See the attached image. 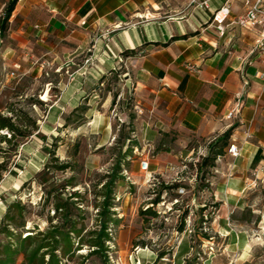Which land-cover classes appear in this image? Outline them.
<instances>
[{"label": "crops", "instance_id": "0c3cea01", "mask_svg": "<svg viewBox=\"0 0 264 264\" xmlns=\"http://www.w3.org/2000/svg\"><path fill=\"white\" fill-rule=\"evenodd\" d=\"M194 1L19 0L8 21L1 61L23 76L41 73L42 63L46 70L72 74L59 83L49 110L48 119L62 130L71 127L64 128L65 121L79 106L88 108L86 120H101L114 107L115 97L103 89L112 75L132 95L134 107L142 109L134 132L145 148L157 150L165 137L181 135L187 137L183 150L192 155L234 128L230 144H237L240 156L226 150L214 183L219 213L224 210L221 216L229 221L264 181V81L258 77L264 73V57L253 53L261 31L235 24L245 13V0H231L223 34L212 17L226 0H209V9L196 4L205 0ZM103 129L100 138L92 133L97 137L89 160L94 162L112 136L111 125ZM191 140L196 145L188 147ZM221 230L230 243L233 233L239 239L231 243L238 253L234 263L252 264L249 254L259 238L251 240L246 226L229 222ZM186 260L179 257L176 264Z\"/></svg>", "mask_w": 264, "mask_h": 264}, {"label": "rangeland", "instance_id": "374dc122", "mask_svg": "<svg viewBox=\"0 0 264 264\" xmlns=\"http://www.w3.org/2000/svg\"><path fill=\"white\" fill-rule=\"evenodd\" d=\"M10 1L0 0L1 20ZM7 36L6 28L0 35L1 113L7 115V109H14L17 114L23 115V125L29 127L32 121H36L39 128L33 137L18 138L13 146L0 144L8 150L5 154L0 153V162L4 157L9 171H12V174L6 173L0 183V222L8 203L19 201L28 209L26 227L19 233L33 231L36 224L45 229L48 225L46 216H53L54 213L52 204L43 207L44 201L48 194L62 189L66 195L74 191L83 195L80 207L87 213L85 225L87 230L94 228L97 213L95 193L99 191L101 177L112 169L126 149L124 144H129L125 143L126 138L131 137L134 142L129 145L138 143L139 149H135L130 158L123 162L124 179L116 185L114 210L117 213L115 218L120 222L110 231L114 241L109 243L111 264H152L161 253L166 255L157 264H176L182 256L187 257L186 264H235L238 253L231 243L233 239L239 241L236 234L240 237V229L235 228L236 234L233 233L230 243L226 231L221 230L228 222L232 226H246L251 240L259 238L258 246L249 255L252 256V264H264V231L259 229L264 221V181H259L248 193L245 205L231 214L229 221H224L221 216L224 210L220 214L216 209L220 202L215 196L214 184L221 175V158L214 168L198 174V163L208 152L198 147L190 155L183 150L184 142H187L185 136H167L157 150L145 148L144 142L140 143L133 131L138 115L133 97L124 90L116 75L110 76L103 88L115 97L114 107L106 110L101 120L99 116L96 120H86L79 111L72 118L77 122L67 131L62 130L56 121L48 119L49 110L59 91V83L72 78V74L45 68L41 73L31 71L23 76L22 72L11 70L2 62L1 56ZM12 72H15L14 76ZM47 92L50 96L48 101H44L42 98ZM36 101L45 105L36 106ZM99 110H102L101 105ZM131 117L134 119L130 125ZM79 125L81 128L75 130ZM106 125H111L112 136L99 151L98 160L91 161L93 137H97L92 133H99V138L102 137ZM27 129L24 131L30 128ZM2 134L10 137L8 131ZM193 145L196 143L191 140L188 147ZM54 153L59 161H54ZM147 158L150 168L144 172L140 169V163ZM65 163H70L72 169L61 172L55 168ZM49 165L53 166L47 170ZM71 178L79 184L77 188L66 187V181ZM157 199L160 203L152 204ZM149 207L156 211L157 216L142 215ZM182 226L185 230L180 232ZM204 235L209 236L210 240ZM87 251L85 248L78 252L66 264H103L98 257L85 259ZM142 255H149V259Z\"/></svg>", "mask_w": 264, "mask_h": 264}, {"label": "trees", "instance_id": "16d2710c", "mask_svg": "<svg viewBox=\"0 0 264 264\" xmlns=\"http://www.w3.org/2000/svg\"><path fill=\"white\" fill-rule=\"evenodd\" d=\"M19 0H11L5 9L4 18L0 22L1 32H5L9 19L11 18ZM133 52H125L128 56ZM34 105L43 107L45 104L39 101L34 102ZM88 110L87 107L79 106L66 119L64 128L71 126L77 121H73L74 114L82 111V115ZM133 117L130 118V125L133 122ZM23 115L17 114L14 109H7V115L0 112V144H8L13 146L18 138H29L34 136V132L38 131L36 121H32L30 126L23 125ZM81 126V125H79ZM77 126V127H79ZM27 128H30L29 131ZM3 131H8V135L2 134ZM134 131V130H133ZM234 128L215 138L209 145L207 155L201 158L198 163V174L205 173L208 168H214L218 159L226 154V150L230 145V140L233 135ZM41 132H39L40 134ZM133 143L131 137L126 138L125 143ZM125 145V151L120 155L112 169L101 177L99 184L100 188L95 193V207L97 213L95 215V227L87 230L85 220L87 213L80 207L83 202V195L79 191H74L68 195L63 191L55 194L47 195L43 207L53 205V216L47 215V227L42 229L39 225H35L33 231L19 233V230L26 227L28 219L27 207L19 201L8 203L0 222V264H66L73 256L81 252L85 248L88 249L85 259L98 257L103 264H111L109 261V252L111 251L109 243L114 242L111 232L114 227L118 226L119 220L115 218L117 215L114 210V201L116 199V185L124 179L122 173L125 169L123 162L128 160L134 153L135 149H139V144ZM18 147V145H17ZM79 148V146H78ZM8 150L0 145V153H7ZM54 161H59V157L53 154ZM50 166L47 167L49 170ZM63 172L72 169L70 163H65L55 167ZM6 173L12 174L9 171L8 162L3 157L0 162V183L4 179ZM66 187L77 188L78 183L71 178L66 181ZM160 200H155L152 204H159ZM221 204L216 205V209H220ZM142 215L157 216L156 211L149 207L143 211ZM184 218L182 219L183 222ZM184 226L179 228L183 232ZM204 237L210 240L209 236ZM166 253H161L157 260L152 264L164 258Z\"/></svg>", "mask_w": 264, "mask_h": 264}, {"label": "built area", "instance_id": "2783aa9c", "mask_svg": "<svg viewBox=\"0 0 264 264\" xmlns=\"http://www.w3.org/2000/svg\"><path fill=\"white\" fill-rule=\"evenodd\" d=\"M197 2L196 0L194 3ZM209 0L202 1L201 3H196L198 7L209 9ZM231 0H226L223 7H221L219 10H217L212 17V22L217 23L219 31L223 34L224 29L221 28V25L226 21V19L229 17L231 12ZM245 7V13L242 15L237 21L235 22L236 25L240 26L244 29H260L261 34L256 40V45L254 47V51L261 54V56L264 57V0H245L244 2ZM142 54V53H141ZM86 64L90 63V59H87ZM47 65L45 63L41 64V68L45 69ZM14 76L15 73H12ZM258 77L261 78L264 81V73L258 74ZM135 112L138 115L142 114V109L139 106L135 107ZM239 112V109L231 112L228 116L229 119H231L233 116H235ZM138 150V149H137ZM228 153L233 157H239L240 156V149L237 146V144L232 143L228 147ZM150 168V161L149 159H144L140 163V169L141 171L148 172ZM126 176H128V172L125 171ZM128 180H130V177L128 176Z\"/></svg>", "mask_w": 264, "mask_h": 264}, {"label": "bare ground", "instance_id": "6f19581e", "mask_svg": "<svg viewBox=\"0 0 264 264\" xmlns=\"http://www.w3.org/2000/svg\"><path fill=\"white\" fill-rule=\"evenodd\" d=\"M44 101H48V93H46V95L42 98Z\"/></svg>", "mask_w": 264, "mask_h": 264}]
</instances>
